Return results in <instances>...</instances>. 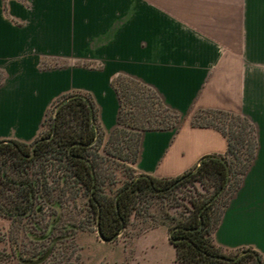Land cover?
Returning a JSON list of instances; mask_svg holds the SVG:
<instances>
[{"label": "crops", "instance_id": "obj_1", "mask_svg": "<svg viewBox=\"0 0 264 264\" xmlns=\"http://www.w3.org/2000/svg\"><path fill=\"white\" fill-rule=\"evenodd\" d=\"M0 72V141L25 144L63 96L89 95L109 135L120 109L112 80L150 88L178 121L141 132L136 176L171 180L205 157L224 159L226 137L194 124L196 113L246 117L256 153L212 240L264 261V0H0ZM169 234L143 230L123 263L182 264Z\"/></svg>", "mask_w": 264, "mask_h": 264}, {"label": "trees", "instance_id": "obj_2", "mask_svg": "<svg viewBox=\"0 0 264 264\" xmlns=\"http://www.w3.org/2000/svg\"><path fill=\"white\" fill-rule=\"evenodd\" d=\"M120 102L117 126L110 133V138L119 137L126 128L133 133L135 140L133 150V163L137 157L138 144L141 132L152 129H166L174 126L178 116L167 109L159 100L157 95L145 85L124 77H116L112 80ZM142 91V92H141ZM148 92V95H145ZM147 94V93H146ZM152 96L165 117L154 125L151 117H146L149 107L146 106L149 96ZM135 103L144 111V115L138 117L126 109V105ZM54 110L51 120L49 134L41 136L31 144H25L14 140L0 141V161L6 165L7 160L12 161L13 167L18 171L20 178H10L7 173L0 174L4 183L16 184L17 197L14 199H0L1 215L26 217L29 216L34 206L35 183L25 178L24 166L35 161H42L48 155L58 156L65 159L71 167V174L81 180L89 190V201L96 215L97 226L100 234L105 239H110L126 225L130 215V204L137 194L157 193L159 195L168 192L176 181L181 185L193 181L196 177H208L213 182V195L224 185L227 178V167L229 168V179L222 193L211 203H206L211 196L198 204H194L191 216L185 221H179L172 229V244L176 248L178 260L182 264H264L262 257L251 249H243L242 254H228L217 247L212 240V233L216 228L221 214L231 197L239 187L244 174L250 166L257 149V137L254 125L244 116L223 111H200L193 116V122L200 126H211L218 129L227 139V150L225 154L226 164L217 157H205L199 165L184 173L182 176L171 180L155 179L149 176H137L123 188L115 198L110 199L102 196L98 191L97 174L94 171V179L90 170L87 150L89 144L95 138V130L91 121L93 111V122L96 121V109L89 95L72 93L63 96L53 104ZM217 120V121H215ZM220 122L223 125L220 126ZM10 158V159H9ZM120 160H124L123 158ZM22 168V170H21ZM232 180L234 187L225 201L218 218L213 220L211 210L213 206L230 189ZM2 182V183H3ZM94 187V188H93ZM3 197V196H2ZM206 205V206H205ZM203 209V210H202ZM201 217V221H200ZM200 223L202 224L201 226Z\"/></svg>", "mask_w": 264, "mask_h": 264}, {"label": "rangeland", "instance_id": "obj_3", "mask_svg": "<svg viewBox=\"0 0 264 264\" xmlns=\"http://www.w3.org/2000/svg\"><path fill=\"white\" fill-rule=\"evenodd\" d=\"M2 78L3 74L0 72V83ZM53 104L46 114L38 138L49 134L55 110ZM146 106L150 108L145 113L146 117H151L154 125L165 115L168 117L151 95ZM126 109L132 114H138V117L144 115V111L135 103L126 105ZM94 125L97 140L87 150V159L90 165L94 164L92 169L97 174L99 193L113 199L137 177L131 162L135 147V140L131 136L133 132L126 128L118 138H110V134L101 130L97 115ZM218 125L223 124L219 122ZM23 170L26 174L22 175L35 183L34 206L30 215L22 218L0 213V264H31L25 262L43 257L51 245L46 258L35 264H124L122 259L125 257V247L139 233L154 225H165L171 231L179 221H185L191 216L194 204L211 195L212 199L215 195L213 182L208 177H196L181 185L177 183L162 195L137 194L130 204L126 225L113 241L103 242L89 201V190L71 174V167L65 159L48 155L42 161L24 166ZM18 171L13 167L12 161L7 160L6 165L0 161V174L5 172L17 181L20 178ZM2 182L0 179V199L16 198V184ZM234 183L232 180L230 189L213 206V220L218 218L225 201L230 197ZM237 252L241 255L242 250L226 253Z\"/></svg>", "mask_w": 264, "mask_h": 264}, {"label": "water", "instance_id": "obj_4", "mask_svg": "<svg viewBox=\"0 0 264 264\" xmlns=\"http://www.w3.org/2000/svg\"><path fill=\"white\" fill-rule=\"evenodd\" d=\"M58 109V106L55 108V110H57ZM90 111H91V121H92V124H93V126H94V130H95V138H94V140L89 144V146H92L94 143H95V141L97 140V129H96V127H95V125H94V122H93V111H92V109H91V107H90ZM221 161H223L225 164H226V161L223 159V158H219ZM226 167H227V178H226V181H225V183H224V185L219 189V191L212 197V199H210L207 203H206V205H208L209 203H211L212 201H214L221 193H222V191L224 190V188L226 187V185H227V183H228V179H229V168H228V166H227V164H226ZM90 170H91V173H92V176H93V183L95 182V179H94V173H93V169H92V167L90 166ZM177 183H179V181H176L175 183H174V185H176ZM94 188V187H93ZM117 198V197H116ZM205 205V206H206ZM203 210V209H202ZM200 221H201V217H200ZM202 224L200 223V225L199 226H201ZM175 229H172L171 231H170V240L171 241H176V239H173L172 238V233H173V231H174ZM98 234H99V237H100V239H101V241H103V242H111V241H113L116 237H117V235H115V236H113L112 238H110V239H105L104 237H102V235L100 234V230H99V228H98ZM51 247H52V245L49 247V249H48V251L45 253V255L43 256V257H41V258H39V259H36V260H33V261H26L25 263H31V264H35V263H40L41 261H43L45 258H46V256L49 254V252H50V250H51ZM242 254V253H241Z\"/></svg>", "mask_w": 264, "mask_h": 264}]
</instances>
